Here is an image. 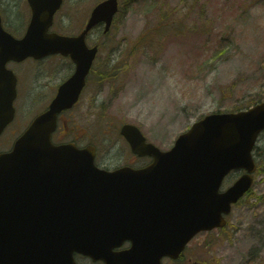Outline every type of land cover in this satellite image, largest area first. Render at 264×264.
<instances>
[{
	"label": "water",
	"instance_id": "1",
	"mask_svg": "<svg viewBox=\"0 0 264 264\" xmlns=\"http://www.w3.org/2000/svg\"><path fill=\"white\" fill-rule=\"evenodd\" d=\"M116 11L117 0H107L77 38L46 36L44 27L43 44L33 43V52L70 55L76 70L49 110L0 157V264H75V253L105 264H160L163 256L177 258L197 232L222 227L221 215L251 185L250 151L264 129V103L205 117L167 152L123 125L120 134L132 151L152 157L138 172L107 173L94 166L92 147L52 145L56 115L77 101L97 50L85 47L84 36L98 22L107 31ZM232 168L248 174L219 194ZM130 189H143V200ZM125 240L132 243L129 250L112 251Z\"/></svg>",
	"mask_w": 264,
	"mask_h": 264
},
{
	"label": "rangeland",
	"instance_id": "2",
	"mask_svg": "<svg viewBox=\"0 0 264 264\" xmlns=\"http://www.w3.org/2000/svg\"><path fill=\"white\" fill-rule=\"evenodd\" d=\"M99 1L64 0L62 10L74 7V14L58 18V25L75 31ZM6 4L5 10L18 9V2L11 9ZM23 14L22 24L28 16ZM88 43L98 44L100 53L79 103L63 114L57 137L94 145L102 168L146 162L131 156L118 134L122 124L137 126L148 142L168 150L202 116L264 100V0H120L110 32L96 29ZM47 64L58 66L44 78L48 88L72 72L67 60L53 57ZM52 92L48 89L44 98ZM234 179L229 176L223 186ZM257 180L264 181V175ZM255 204L240 201L224 231L197 235L180 261L163 264H259L251 228L263 233L253 215L261 209L263 219L264 206L256 210Z\"/></svg>",
	"mask_w": 264,
	"mask_h": 264
},
{
	"label": "flooded vegetation",
	"instance_id": "3",
	"mask_svg": "<svg viewBox=\"0 0 264 264\" xmlns=\"http://www.w3.org/2000/svg\"><path fill=\"white\" fill-rule=\"evenodd\" d=\"M8 1L13 2L12 5L6 4L10 8V6L15 7L17 2H20L22 0H0V22L2 28L14 38L21 39L26 32L29 23V16L24 17L23 24L20 23L19 19L24 15L23 12L27 13L26 9L24 11H14L15 9L11 8L10 11L5 10L3 9L2 4L4 2L8 3ZM28 10L29 11L27 15L30 12L29 8ZM47 60L48 58L46 57L41 59L25 58L18 62H5V69L10 72V76L14 80L16 97L13 102L15 110L14 119L8 126L5 127L3 132L0 134V153L10 150V141L19 133L20 127L24 121V117H26V114L24 113L25 108L27 106H36L37 104H44V106H47L44 94L48 90V87L46 85V79L44 78H46L47 75H52V71L54 68H48ZM0 83L2 84V87H9V85L11 84L6 78H4L2 82L0 81ZM27 95H30L29 101L26 100ZM60 118L62 119V116H60ZM57 134L61 135V132L58 131ZM262 143L263 148L258 147L259 152H262L264 149V139ZM262 154H264V152H262ZM259 182L260 184L257 192L251 191L249 193V198L251 197V200L253 202H256L254 206L256 207V210L260 208L261 205L264 206V181ZM261 213L262 210L260 209L258 213H254L253 215V218L255 219V226L261 225L264 227V214H262L263 219L258 218L259 214Z\"/></svg>",
	"mask_w": 264,
	"mask_h": 264
}]
</instances>
